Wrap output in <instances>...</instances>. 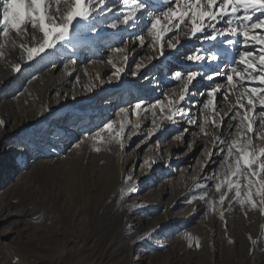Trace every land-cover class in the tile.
I'll return each instance as SVG.
<instances>
[{
	"label": "rangeland",
	"instance_id": "1",
	"mask_svg": "<svg viewBox=\"0 0 264 264\" xmlns=\"http://www.w3.org/2000/svg\"><path fill=\"white\" fill-rule=\"evenodd\" d=\"M172 2L106 0L82 30L74 22L68 41L32 62L21 45H35L38 30L28 25L23 34L0 36V264H264L261 206L241 205L234 190L221 204L227 186L215 188L234 163L225 161L221 141L245 135L235 127L239 118L230 119L243 114L236 100L242 89L227 88L228 98L217 94L215 109L203 107L210 87L226 85L224 78L207 76L231 66L242 37L233 38L240 40L235 45L224 37L188 39L186 22L166 35L160 56V44L153 45L147 29ZM138 3L143 7L134 21L108 27ZM68 5L62 0L59 7ZM244 14L240 9L237 16ZM174 36L181 43L173 50L167 45ZM118 47L125 52H116ZM195 53L205 60L186 59ZM210 55L218 59L209 62ZM16 64L22 70L14 71ZM136 64L141 69L134 77ZM113 65L124 68L119 79ZM176 71L182 73L179 81L173 79ZM189 71L203 75L179 106L199 127L187 123V115L166 118L168 101L179 100ZM157 101L163 110L151 107ZM137 102L141 110H134ZM121 108L128 111L118 115ZM261 110L258 104L255 134L264 133ZM125 120L121 148L101 129L115 121L118 130ZM253 139L257 149L264 146ZM217 147L224 151L210 157Z\"/></svg>",
	"mask_w": 264,
	"mask_h": 264
},
{
	"label": "snow or ice",
	"instance_id": "2",
	"mask_svg": "<svg viewBox=\"0 0 264 264\" xmlns=\"http://www.w3.org/2000/svg\"><path fill=\"white\" fill-rule=\"evenodd\" d=\"M53 2L56 7L53 8ZM128 0H124L126 4ZM62 0H0V36L8 38L10 32L15 31L17 34H23L28 25L32 29L38 30L41 35L40 39L31 47H21L26 52L28 62L34 61L37 57L43 58L42 54H46L47 50L55 49L62 42L69 40L74 27V22L81 25V30L95 12L103 9L106 0H71L68 5V0H63V3L68 5L66 10H61L59 5ZM143 5L137 4L128 14L114 19L108 27L117 29L118 24L129 25L130 21H134L137 12ZM240 9H243L244 16H237ZM113 9L108 8L107 12ZM260 13L264 15V0H173L170 6H167L163 11L155 14L151 19L150 27L147 31L153 39V45L160 44V56L164 55L163 41L168 33H172L174 29H180L181 25L190 22V28L183 33L188 39L198 37L202 41H215L219 37L226 39L227 45L240 44L239 39L242 37L243 43L236 58L230 67L221 71H215L207 76L208 80H213L216 77H221L226 80V85L216 83L206 91L207 100L203 104L205 109L216 108L217 94L222 95L225 99L228 98L227 88L238 90L236 100L240 108L244 109L243 114L237 111L230 116V119L235 121L239 118V123L235 125L238 130H242L245 135L239 139H233L230 143L221 141L222 145H226L227 156L234 160V163L227 164L228 174L223 180L215 184L217 192H221V188L226 184L227 191L221 192L219 202L224 204L226 196L234 190L236 200L241 205H250L256 208L260 205V211L264 212V146L256 148L253 135L256 138L264 141V133L255 134L254 125L256 120L253 119L257 105L261 106L259 112V126L264 127V18L257 16L254 19V14ZM225 17H230L225 21ZM239 22V27H233V20ZM224 21L227 27H217ZM136 39L141 45L144 44V36L138 35ZM175 42H168L169 49H175L181 40L179 36H174ZM116 52H125L124 48H115ZM227 51V49H225ZM124 56V60H127ZM188 61L193 63L205 60L203 54L195 53L186 57ZM218 59L215 55L207 57L209 62ZM70 63L72 61H69ZM111 63V61H109ZM235 65L242 66L238 68ZM114 67L112 75L117 79L124 72L123 67ZM132 75L135 77L141 69L140 64L135 65ZM14 71L22 70L21 64L14 66ZM200 71H189L184 81L183 91L179 95V100H169L167 111L169 115L167 120L173 121L176 116L187 115V123L199 127L197 121L189 113H186L179 106L185 100V94L188 92L189 85L198 77L202 76ZM182 73L176 71L173 79L181 80ZM201 95H204L202 92ZM157 106L164 109L162 102L157 101L151 105L153 109ZM142 102H137L134 105V110H141ZM127 108H121L119 114H124ZM115 121L105 123L101 132L106 131L110 134L113 140L120 142V147L125 145L121 142V138L125 133V125L127 121L120 123L118 130L114 129ZM3 124V121H0ZM229 128L233 125L229 124ZM159 125L151 131H158ZM101 132H97L99 137ZM252 134V135H249ZM151 135V132L149 133ZM223 147H217L214 152L209 153V156H214L218 152L222 153ZM217 163L209 161V164ZM208 167V165H206ZM235 178V179H233ZM243 189V191H242ZM200 199H204L201 195ZM223 217V213H221ZM199 247V244H197Z\"/></svg>",
	"mask_w": 264,
	"mask_h": 264
},
{
	"label": "bare ground",
	"instance_id": "3",
	"mask_svg": "<svg viewBox=\"0 0 264 264\" xmlns=\"http://www.w3.org/2000/svg\"><path fill=\"white\" fill-rule=\"evenodd\" d=\"M6 245H7V244H6ZM7 247H8V248H7L8 251H9V253H10L9 255L14 254V251L12 250V248H10L9 246H7ZM18 264H29V263H28V261H24V260H23V261H20Z\"/></svg>",
	"mask_w": 264,
	"mask_h": 264
}]
</instances>
